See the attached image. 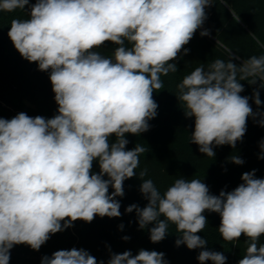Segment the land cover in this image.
Returning <instances> with one entry per match:
<instances>
[{
  "label": "clouds",
  "instance_id": "obj_1",
  "mask_svg": "<svg viewBox=\"0 0 264 264\" xmlns=\"http://www.w3.org/2000/svg\"><path fill=\"white\" fill-rule=\"evenodd\" d=\"M224 2V0H221ZM214 0H0V11L25 10L28 19H13L8 37L21 57L49 73L58 105L52 118L20 112L0 117V264H9L10 250L27 245L39 251L51 235L77 220L91 223L96 216L118 218L124 181L137 176L140 144L128 150L125 134L149 131L157 116L153 93L164 87L161 76L178 70L180 54L206 19ZM239 21V17L236 18ZM202 37L210 31H200ZM264 47L255 33H249ZM130 46H126L125 42ZM106 42L118 47L114 57L95 49ZM215 59L207 69L201 64L177 85L176 98L186 118H194L191 144L215 157L214 147H236L252 117L261 127L264 89V55L236 63ZM241 81L259 87L251 97L241 95ZM115 137L114 142L111 137ZM258 159H264V140ZM242 165L238 155L229 158ZM98 162L99 172L93 171ZM256 170L245 172L231 191L210 193L200 179L178 178L162 194L151 179L139 173V191L147 204H131L139 229L148 225L152 243L168 235L169 224L179 233L177 247L200 249L199 264H226L227 257L207 249L198 233L207 223L203 213L220 216L218 231L228 242L247 238L245 255L237 264H264V178ZM107 176V179L104 177ZM109 188L113 189L109 193ZM163 217V219H161ZM123 224L119 228L123 229ZM122 239L129 240L124 236ZM110 252L107 264H168L163 252L140 249ZM41 264H98L87 250H57ZM100 264H104L103 261Z\"/></svg>",
  "mask_w": 264,
  "mask_h": 264
},
{
  "label": "trees",
  "instance_id": "obj_2",
  "mask_svg": "<svg viewBox=\"0 0 264 264\" xmlns=\"http://www.w3.org/2000/svg\"><path fill=\"white\" fill-rule=\"evenodd\" d=\"M35 0H30V4ZM28 6L25 10L13 12L0 11V117L11 119L20 112L35 117L37 115L52 118L57 114L58 105L48 72L38 70L35 62L23 59L14 48L8 37V31L13 19H28ZM207 19L194 34L189 44L187 55L180 54L176 61L178 70L161 76L164 87L153 93L158 104L157 116L149 121L150 129L139 136L125 134L129 141L126 149H133L136 144L146 151L139 156V167L135 170L137 176L124 181V196L116 197L121 207V216L108 218L96 216L91 223L77 220L73 226L50 236L39 251L29 246L16 245L10 250L9 264H41L42 257L51 256L57 250L72 248L85 249L107 264L110 252L123 253L130 250L136 255L140 249L163 252L168 264H199L197 256L200 249L189 250L185 245L177 247L175 240L179 233L174 224H169L168 235L161 242L152 243L149 231L153 225L139 229L135 211L126 213L125 208L136 204L143 208L147 204L139 191L141 180L139 173L147 169L144 179H151L163 194L178 178L200 179L210 190L218 195L223 189L231 191L242 183L241 176L245 172L256 170L257 178H264V159H258L261 153L259 144L264 140V127L256 123L252 117L247 120V131L242 141L235 148L229 145L216 146L215 157H208L199 152L198 146L191 144V132L194 130V118H186L182 105L176 98L177 85L187 74L203 64L205 69L215 59L229 60L232 55L240 57L236 63H241L253 55H264V47L257 44L249 33H255L264 43V0H214V4L205 9ZM239 17V21H237ZM208 29L209 36L202 37L200 31ZM126 46H130L125 42ZM118 45L106 42L95 49L101 55L112 58ZM244 86L243 96L251 97L253 89L259 87L241 81ZM262 104L259 109L253 101H249L253 111L264 113V89H260ZM264 116H257L262 119ZM114 142L115 137L110 138ZM238 155L244 160L242 165L231 163L229 158ZM93 171L99 172L98 162L93 163ZM107 179V176L104 177ZM113 189L109 188V193ZM207 225L198 233L208 241L207 249L222 252L226 264H237L244 255L248 240L243 235L234 242L225 241L218 231L220 216L217 213H203ZM163 219V217H161ZM123 224V229L119 225ZM124 236L130 237L125 241ZM264 243V235L260 237ZM205 264H212L211 261Z\"/></svg>",
  "mask_w": 264,
  "mask_h": 264
},
{
  "label": "rangeland",
  "instance_id": "obj_3",
  "mask_svg": "<svg viewBox=\"0 0 264 264\" xmlns=\"http://www.w3.org/2000/svg\"><path fill=\"white\" fill-rule=\"evenodd\" d=\"M244 252L246 253V248L244 249Z\"/></svg>",
  "mask_w": 264,
  "mask_h": 264
}]
</instances>
